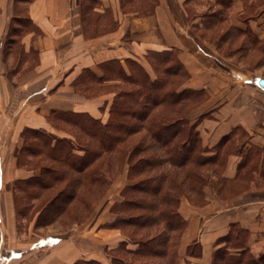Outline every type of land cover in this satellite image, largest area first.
<instances>
[{
	"label": "crops",
	"instance_id": "obj_1",
	"mask_svg": "<svg viewBox=\"0 0 264 264\" xmlns=\"http://www.w3.org/2000/svg\"><path fill=\"white\" fill-rule=\"evenodd\" d=\"M14 1L0 0V264H113L121 244L136 248L108 227L112 205L130 184L128 165L82 223L62 215L38 226V200L25 215L17 212L14 185L38 172L19 168L16 153L27 128L69 136L51 126L53 111L107 122L119 82L82 93L74 83L85 70L101 77L103 64L118 61L129 73L132 60L153 77L147 54L171 50L189 74L184 87L205 93L188 120L206 155L224 159L202 205L180 202L186 229L175 264H213L223 249L264 264V0H99L93 11L107 29L93 37L86 36L80 0H34L27 11L34 29L4 52ZM239 234L241 246H229L228 236L235 242Z\"/></svg>",
	"mask_w": 264,
	"mask_h": 264
},
{
	"label": "trees",
	"instance_id": "obj_2",
	"mask_svg": "<svg viewBox=\"0 0 264 264\" xmlns=\"http://www.w3.org/2000/svg\"><path fill=\"white\" fill-rule=\"evenodd\" d=\"M33 1H14L4 52L34 29L27 15ZM79 4L87 37L107 29L99 28L100 17L93 11L99 0H80ZM146 60L153 77L141 64L128 60L129 73L120 62L111 61L101 66V77L85 70L75 81L77 91L90 95L101 92L98 86L105 82H119L111 88L115 97L106 123L87 113L53 111L48 118L51 126L69 136L58 138L27 128L16 153L19 168L38 172L14 185L17 212L25 215L31 202L38 200V226H48L62 215L74 223L83 222L128 165L130 184L121 193L122 201L112 205L114 219L108 227L120 230L136 248L121 244L113 264H175L186 229L180 202L186 197L195 206L202 205L211 173L219 174L224 165L219 156L206 155L196 125L188 120L189 113L205 100V93L184 87L189 74L177 51L149 52ZM33 159L44 165H31ZM237 238L233 242L229 235L228 245L241 246L243 235ZM231 263L247 264L227 249L215 253L213 264Z\"/></svg>",
	"mask_w": 264,
	"mask_h": 264
},
{
	"label": "rangeland",
	"instance_id": "obj_3",
	"mask_svg": "<svg viewBox=\"0 0 264 264\" xmlns=\"http://www.w3.org/2000/svg\"><path fill=\"white\" fill-rule=\"evenodd\" d=\"M30 162V164L31 165H36V166H41V165H44V164H42V163H39L38 162V160H36V159H33V160H31V161H29ZM32 167V166H31ZM22 169H25V170H29L30 171V169H28V168H22ZM20 196H21V193H20ZM110 202H102V206H106V205H108ZM94 207H96V205H94ZM82 223V222H81ZM228 254L230 255L231 253L230 252H228ZM256 258L253 256V255H250V254H246L244 257H243V261L245 262V263H257V261L255 260ZM230 263V262H229ZM232 264V263H231Z\"/></svg>",
	"mask_w": 264,
	"mask_h": 264
},
{
	"label": "water",
	"instance_id": "obj_4",
	"mask_svg": "<svg viewBox=\"0 0 264 264\" xmlns=\"http://www.w3.org/2000/svg\"><path fill=\"white\" fill-rule=\"evenodd\" d=\"M260 85L264 88V80L260 81Z\"/></svg>",
	"mask_w": 264,
	"mask_h": 264
},
{
	"label": "built area",
	"instance_id": "obj_5",
	"mask_svg": "<svg viewBox=\"0 0 264 264\" xmlns=\"http://www.w3.org/2000/svg\"><path fill=\"white\" fill-rule=\"evenodd\" d=\"M0 245H1V236H0Z\"/></svg>",
	"mask_w": 264,
	"mask_h": 264
}]
</instances>
